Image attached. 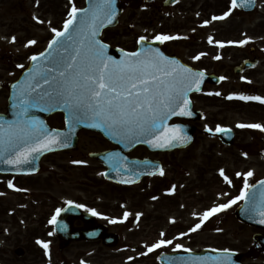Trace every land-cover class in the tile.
<instances>
[{
    "label": "rangeland",
    "instance_id": "1",
    "mask_svg": "<svg viewBox=\"0 0 264 264\" xmlns=\"http://www.w3.org/2000/svg\"><path fill=\"white\" fill-rule=\"evenodd\" d=\"M122 2L126 7L120 23L115 28L106 30L104 37L112 44L132 50L137 47L140 36L150 37L153 31L143 20L142 0H122ZM73 3L76 7H82L85 1L73 0ZM70 7L69 0H0V83L8 85L15 80L21 70L29 65V57L41 52L47 46L53 37L51 29L63 28ZM34 16L43 23H37L33 19ZM232 16L234 14L223 23H219L222 20H213V35L217 30L220 33L218 37L215 36L217 39H230L227 42H232L238 39V30L241 29L239 38H247L248 47L245 51L232 49L227 56L223 51L225 48L218 46L207 50L201 48L200 51L209 53L200 63L228 76L227 82L222 84L225 91L239 92L243 88L246 93L254 95L256 89H264V61L256 69L240 76L233 73V67L247 56L250 46L264 48V0L257 11L237 18ZM189 25L193 24L189 22ZM12 37L16 38L15 43L11 42ZM215 37L213 42L216 41ZM29 40H35L36 44L25 47ZM187 49L183 45L178 46V54L184 59H191L192 55L188 54ZM216 56L223 59L217 62L214 59ZM18 64H23L24 68H18ZM214 89L222 90L221 87ZM7 94L6 88L0 90V111L5 109ZM206 95L204 91L196 96L195 105L204 113H212L215 110L207 107ZM218 105L222 109L217 108L216 113H222L218 118L224 122L223 124L236 126L238 124L236 122L240 121V123H259L264 126V108L260 106L226 101L219 102ZM49 122L52 125L58 124L55 117L50 118ZM254 130L256 129L244 128L238 131L236 143L227 149L210 137L201 135L195 147L165 154L163 158L167 164L165 173L168 179L166 185L174 181L173 176L182 180L181 174L184 169L191 174L187 180H190L192 186L185 188L187 182H183L175 196L159 191L161 197L154 201H150L149 196L143 198L142 192L137 189H123L104 180L100 175L103 173V166L89 156L91 151L105 145L103 139L95 133L82 132L79 146L74 152L45 157L41 172L49 174L50 169L55 170L52 181L53 195H59L62 191L61 183L55 181L59 179L57 174H62L67 176V182L62 185L66 189L65 198L68 200L81 194L85 195L83 191H91L95 186L97 190L95 189L94 193L99 192L101 212L122 219L125 209L132 210L129 216L136 215V211H145L143 217L140 216L138 220L137 217H127V225L123 229L124 248L115 252V249L102 247L100 250L102 260L119 262V264H160L159 256L163 252L209 247L239 251L243 254L246 264H264V254L256 247L253 239L254 234L264 233V229L246 225L238 220L236 210L239 202L227 211L204 221L197 231H191V225L201 223L199 218L204 212L239 195L243 187V179L236 177L237 171L254 173L249 179V184L264 177V155H259L260 150L254 148L264 141V132ZM248 143L251 146H248ZM212 145L214 149L209 150ZM205 149L209 152L203 153ZM78 160L82 162L79 167L73 163ZM175 163L176 165H173ZM219 168L226 170V175L232 180V186L226 184L223 178L217 175L216 169ZM125 198H129L128 205L125 203ZM161 233L164 235L161 236ZM161 239L171 240L172 244L142 255L147 252V247ZM176 245L181 247L176 248Z\"/></svg>",
    "mask_w": 264,
    "mask_h": 264
},
{
    "label": "snow or ice",
    "instance_id": "2",
    "mask_svg": "<svg viewBox=\"0 0 264 264\" xmlns=\"http://www.w3.org/2000/svg\"><path fill=\"white\" fill-rule=\"evenodd\" d=\"M253 2L254 0H231L229 10L222 16H214L212 19H226L233 9ZM69 4L71 7L62 30L51 29L53 37L48 43L47 50L39 55L30 56L32 66L26 72L24 80L11 86L12 108L15 110L16 119L6 125L0 124V162L17 166L30 164L32 161L29 157L34 153L53 151L58 144L67 147L75 126L85 123L88 127L107 131L119 144L143 143L153 148L163 149L174 144L186 143L190 138L181 134L179 125L170 126L168 121L174 116L192 115L189 110L191 101L188 94L200 91L204 73L180 64L177 60L165 56L157 48L144 47L146 43L144 36H140L137 40V44L140 45L138 51L121 50L122 58L114 59L108 55L109 45L99 39V35L102 28L112 24L116 19L115 0H90L86 8H77L73 0H69ZM33 19L37 23H43L35 16ZM207 23L206 21L205 25ZM177 39L181 37L157 35L153 43L163 44ZM11 42L15 43L16 38L12 37ZM248 42V40H242L238 46ZM209 43H212L211 38ZM35 44V40H29L25 47ZM224 46L222 43L218 44V47ZM203 55L205 53H200L193 59L199 60ZM214 59L219 60L221 57L216 56ZM17 67L24 68V65L18 64ZM220 79L223 80L224 77ZM215 95L219 96L220 93L217 92ZM227 99L257 101L264 104V98L259 96L230 95ZM33 109L62 110L66 114L65 124L69 129L68 133L50 131L43 121L30 116ZM236 127L258 129L264 132V126L260 124H237ZM205 131L212 130L206 127ZM215 131L227 133L230 129L217 126ZM106 159L117 175H122V170L136 175L135 169L140 165V162L128 161L127 157L120 156L119 153H110ZM73 163L82 162L73 161ZM126 164L130 167H125ZM143 165L149 167L146 161ZM147 174L155 175L156 173L150 171ZM219 174L226 184L232 186V180L225 174L224 169H221ZM159 175H164L163 169L159 170ZM235 175L243 179V187L239 195L204 212L199 218L201 223H197L191 229L192 232L200 229L202 223L210 217L226 211L239 201L245 202L241 208L244 215L251 217L258 214L261 217L258 222L264 224V180L259 181L257 187L249 184V179L254 175L252 171L237 172ZM118 182L128 183L129 181L122 178ZM131 182L134 183L135 180ZM8 187L13 188L11 181ZM14 190L25 191L18 188ZM65 203L68 204L69 210L72 207H83L79 204L74 205L72 201H65ZM61 211L60 208L55 210L49 224H56ZM90 211L92 215H98L95 210ZM129 215V212H124L125 219ZM140 215L142 214L137 213V220ZM109 222L117 223L118 221L110 220ZM49 235L53 233L49 232ZM163 235L164 233H161V236ZM36 243L45 250L47 255L48 244L40 240ZM169 244H172L171 240L161 239L147 247V252L142 255H147ZM184 251L189 250L184 249ZM232 255L225 249L223 254L213 258L214 264H233Z\"/></svg>",
    "mask_w": 264,
    "mask_h": 264
},
{
    "label": "flooded vegetation",
    "instance_id": "3",
    "mask_svg": "<svg viewBox=\"0 0 264 264\" xmlns=\"http://www.w3.org/2000/svg\"><path fill=\"white\" fill-rule=\"evenodd\" d=\"M230 3L231 0H152L151 2H145L143 0L142 14L145 24L150 30L153 31V37L154 35L181 37V39L166 41L165 43L161 44L162 49L165 52L173 55L178 54L177 47L183 45L188 48V54L194 57L198 52H200V50H202L201 48H204V50L212 49L213 37H218L220 35L217 30L215 31V35H213L212 17L223 15L229 10ZM243 11V9L237 7L232 12L234 14L232 17L237 18L240 15H244ZM206 21L208 23L205 25ZM189 22L193 25H189ZM240 31L241 29L238 30L237 38H239ZM209 38H211L212 43H209ZM216 41L225 42L226 40L216 38ZM240 48H243V46ZM232 49L236 48H231L230 46L224 50L225 56H227ZM251 50L255 51V48H251ZM256 52L259 54V56H257L259 63H263L264 51L261 48H257ZM200 62L198 65H195L197 68L203 69L209 73L223 74L215 71L213 68H211V66L201 64ZM224 83H226V81L221 79L218 84L209 83L204 87V91L207 93L206 98L208 99L206 102L207 107L209 109L215 110L212 111V113H204L195 105V97L201 95L203 92L192 95L194 106L196 109L201 111L200 115L202 118L200 120L191 122V124L195 127L194 140L188 148L183 150L195 147L201 135L210 137L215 142L219 143V145H221L223 148L227 149L234 146L238 137V131L244 130V128L241 129L237 128L236 126L223 124L224 122L218 118V115L222 113H216L218 109H222V107L218 105L219 102H241L246 105L254 104L264 108V104L257 103L256 101L227 99L231 92L229 93V91H225L222 85ZM214 87H221L222 90L214 89ZM3 88H5V86L1 85L0 90ZM217 92L220 93L219 96L215 95ZM240 92L242 93L239 94L240 96L264 97V89H256L254 95L246 93L243 91V88L240 90ZM208 93H213V95H208ZM55 119L56 122L58 121V124L56 125L57 127H64V121L61 115H56ZM177 121L185 122L184 120L180 119H177ZM236 123L245 124L244 122L240 123V121H237ZM217 126L231 128L234 131L236 137L235 141L231 145H227L224 141V136L215 131ZM206 127L212 131H205ZM257 130L258 129L254 131ZM98 135L103 139L102 141L105 142V145L102 148L94 150L93 152H105L120 148L119 145L111 143L101 134ZM254 148L260 150L259 155H264V141L262 144H257ZM141 149L143 151H141ZM213 149L214 146L212 145L209 150ZM74 151L76 150L54 152L46 155V157L57 153H71ZM173 152H176V150ZM208 152L209 151L207 149L203 151V153ZM165 154L167 153L150 151L146 146H138L131 150L128 153V156L132 158H150L155 161H160L162 163L164 175L161 176L157 174L145 176L138 184H116V186L127 190L137 189L138 191L142 192L143 198L149 196L150 201L155 200L153 197L160 198V193L165 194V188L168 187V185H166L168 179L165 173L167 164L163 158ZM96 161H98L99 164L103 166L102 172L105 173V165L97 159ZM74 165L79 167V164ZM173 165H176V163ZM187 165H189V163ZM42 168L43 164H41L40 173L35 175L0 174V193H3V195H0V264H82V262L83 264H102L104 260L100 258V250L102 247H105L102 245L101 239L69 240V237H71L73 232H78L79 230H87L90 235H97L99 234L101 226H104L105 228L103 236L108 233L119 232V226L115 230H111L110 228H113L110 226L112 223H105L101 221L99 192L94 193V190H97V188L93 186V190L91 191L82 190L85 195L81 194L72 200H64L66 189L62 184L67 182V176L57 174L59 179H56L55 181L57 183H61L60 186L62 187V191L59 195H53L52 181L55 170L50 169L48 171L49 174H44L41 172ZM221 169L224 168L216 169L218 176H220L219 172ZM224 171L226 174L227 172L225 169ZM182 173V180H178L179 178L173 176L172 179L174 181H171V184H169L170 187L175 186L174 190L173 188L171 190V194L174 196L178 194L183 182H187L185 188L192 186L190 180H187L190 178L191 174L184 169L182 170ZM102 177L104 178V175H102ZM9 181H11L13 188L8 187ZM16 188L24 189L25 191H15L14 189ZM159 191L161 192L158 193ZM65 201H72L74 205L79 204L83 206L80 208L75 207L74 210H71L62 216L60 214V216L57 218V222H61L62 224H66L68 227H70V234H60L56 232V224H49V220L55 214V210L57 208H60L62 210L61 212L65 211L66 207L68 206ZM125 203L127 205L129 204V198H125ZM85 209H88L89 211H86ZM83 210L84 212L88 213V215H85V217L80 216L78 213L79 211L83 212ZM90 210H95L98 215H92ZM142 212L143 214L145 213L144 210H142ZM49 232L53 233V235L50 236ZM120 232L122 233V231ZM37 240L48 244L47 255L45 254V250L36 243Z\"/></svg>",
    "mask_w": 264,
    "mask_h": 264
},
{
    "label": "water",
    "instance_id": "4",
    "mask_svg": "<svg viewBox=\"0 0 264 264\" xmlns=\"http://www.w3.org/2000/svg\"><path fill=\"white\" fill-rule=\"evenodd\" d=\"M89 2H90V0H87V7L89 6ZM115 8H116V12H117L116 19L113 21L112 24L107 25V26H115L118 23V18H119V15L121 13V7H120L119 0H115ZM102 30H103V28L101 29V31ZM101 31H100V34H101ZM99 37H100V35H99ZM147 47H151V46H147ZM108 55L112 56L114 59H117V60L122 58L121 57V50H119V49L113 50V49H110L108 47ZM31 66H32V64H31ZM27 71H28V69L23 73V75L21 76L19 81L24 80L25 74H26ZM19 81H17L16 83H18ZM11 91L13 93V89ZM12 93H11L10 103H9V106H8V110H9L8 113L9 114L8 115H0V124H5L6 125L7 123L12 122V121H14V119H16L15 114H14L15 110L12 108V103H13V101H12ZM189 94H188V96H189ZM57 110H60V109H52V110H48V111H39L37 109H33L30 112V115L37 116V117H40L42 119L44 113H50V112H54V111H57ZM189 110L192 113H194V111L191 110V104L189 105ZM186 117L187 118H192V115L191 116H186ZM169 122H170V120L168 121V125H170ZM179 126L181 128V134L189 137L190 139L184 144H178V145L174 144L173 146H171L169 148H163L164 150H171V149H174V148H177V147H183L186 144H189L191 142V139H192L193 133H194V128H191L188 125H184V126L179 125ZM82 127H88V126H86V123L85 124L76 125L75 126V130L72 131L71 134H70V142H69L68 146L67 147H62L61 145L58 144V145L55 146L54 150H60V149H64V148L74 147L77 144L78 131ZM89 128L90 129H96V128H91V127H89ZM68 131H69V129L67 128V130L63 131V133H68ZM228 142H231V140L228 141ZM154 149H156V148H154ZM47 152H50V151H42V152L34 153L33 156L29 157L30 160L32 159L31 160L32 162L30 164H22V165H18L17 166V165H14V164H7L6 163L7 165L2 166V163L0 162V171H7V170L11 171V170H13L14 172H20V171H23V170H25L27 168H33L34 166L37 165L38 159L43 154H45ZM252 191H255V189H252ZM240 217L243 220H245V221H247V222H249L251 224H258V225L261 224V223H258V219H261V217L259 215L256 216V217H254V216L249 217V216L243 215V213L240 211ZM256 239L259 240L264 246V240L262 239L261 236H258ZM213 253H214L213 258L218 257L221 254H223L222 252H214V251L206 250L205 252L199 253L197 255H205V254H209V255L212 254L213 255ZM209 255H207V256H209ZM234 255L235 254L233 253V255H232L233 264H238L237 261L240 262V256L239 255L234 256ZM213 258L211 260H213ZM162 261L167 263V264H177V263H187V262H189V260L185 258V255H179V254H176V255H174L172 257L166 256L165 258L162 259ZM200 264H206V263L204 261H201ZM212 264H214V261H212Z\"/></svg>",
    "mask_w": 264,
    "mask_h": 264
}]
</instances>
